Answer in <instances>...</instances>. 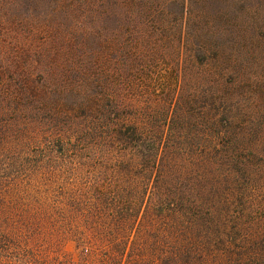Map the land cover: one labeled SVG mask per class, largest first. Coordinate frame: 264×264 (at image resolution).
<instances>
[{
  "label": "rangeland",
  "instance_id": "374dc122",
  "mask_svg": "<svg viewBox=\"0 0 264 264\" xmlns=\"http://www.w3.org/2000/svg\"><path fill=\"white\" fill-rule=\"evenodd\" d=\"M101 2L0 0V264L119 262L105 242L89 252L78 249L80 235L68 224L76 216L53 210L46 196L18 194L25 142L68 131L75 122L69 113L81 100L89 70L102 107L117 105L127 118L154 119L165 130L168 123L161 122L176 118L173 130L178 133L188 128L182 118L191 116L192 131L210 140L228 126L215 128L208 122H234L229 134L239 137L237 144L225 140L224 148L213 153L211 166L214 173L223 168L227 185L241 171L255 181L256 191L235 207L258 217L252 236L264 246V17L254 31L209 40L201 63L196 53L206 44L205 35L193 42L180 34L178 4H171L164 22L158 16L160 5L156 12L153 5L143 16L135 10L125 17ZM226 8L232 23L251 21L248 4ZM26 136L37 138L24 142ZM84 231L102 239L124 235ZM148 259L145 264H152Z\"/></svg>",
  "mask_w": 264,
  "mask_h": 264
},
{
  "label": "trees",
  "instance_id": "16d2710c",
  "mask_svg": "<svg viewBox=\"0 0 264 264\" xmlns=\"http://www.w3.org/2000/svg\"><path fill=\"white\" fill-rule=\"evenodd\" d=\"M101 1L125 17L135 10L143 16L153 5L156 12L160 5L158 16L164 22L171 16V4H178L180 34L193 42L205 35L207 42L196 53L201 63L209 40L254 31L264 17V0ZM230 4H248L251 21L232 23L226 12ZM205 17L210 20L207 24L201 20ZM89 71L81 100L69 113L77 123L72 122L62 134L24 139L28 150L18 166V194L46 196L53 210L76 216L68 224L80 235L78 249L89 252L105 242L120 256L118 264H145L147 258L152 264H264V246L252 236L258 217L247 208L245 212L235 207L256 191L255 181L241 171L227 185L223 168L214 173L211 166L213 153L224 148L225 140L237 144L239 137L229 134L234 122L225 118L208 122L215 128L228 126L225 132L216 130L210 140L192 131L191 116L182 118L188 128L178 133L173 130L176 118L161 122L168 123V130L154 119L127 118L117 105L109 102L102 107L97 82L90 79ZM84 230L133 234L102 239Z\"/></svg>",
  "mask_w": 264,
  "mask_h": 264
}]
</instances>
